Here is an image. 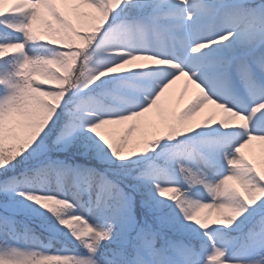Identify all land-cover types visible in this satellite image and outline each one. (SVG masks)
<instances>
[{"label": "snow or ice", "instance_id": "obj_1", "mask_svg": "<svg viewBox=\"0 0 264 264\" xmlns=\"http://www.w3.org/2000/svg\"><path fill=\"white\" fill-rule=\"evenodd\" d=\"M0 264H264V0H0Z\"/></svg>", "mask_w": 264, "mask_h": 264}, {"label": "rangeland", "instance_id": "obj_2", "mask_svg": "<svg viewBox=\"0 0 264 264\" xmlns=\"http://www.w3.org/2000/svg\"><path fill=\"white\" fill-rule=\"evenodd\" d=\"M182 90H179L178 88L176 89V87L174 86V89H173V97H174V103H173V107L175 106H179V107H183V105L185 103H187L188 99L191 97L192 95V91L189 90V95L188 97H183L181 96ZM206 211V210H205Z\"/></svg>", "mask_w": 264, "mask_h": 264}, {"label": "bare ground", "instance_id": "obj_3", "mask_svg": "<svg viewBox=\"0 0 264 264\" xmlns=\"http://www.w3.org/2000/svg\"><path fill=\"white\" fill-rule=\"evenodd\" d=\"M175 87H176V89L178 88L179 90H182V86H181V84H179V83H178ZM182 91H183V90H182ZM182 91H181V92H182ZM183 95H184V97H188V95H189V91L186 92V93H183Z\"/></svg>", "mask_w": 264, "mask_h": 264}]
</instances>
